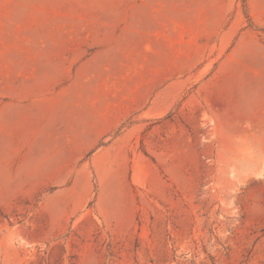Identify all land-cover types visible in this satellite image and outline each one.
I'll return each instance as SVG.
<instances>
[{"label":"rangeland","instance_id":"rangeland-1","mask_svg":"<svg viewBox=\"0 0 264 264\" xmlns=\"http://www.w3.org/2000/svg\"><path fill=\"white\" fill-rule=\"evenodd\" d=\"M0 264H264V0H0Z\"/></svg>","mask_w":264,"mask_h":264}]
</instances>
